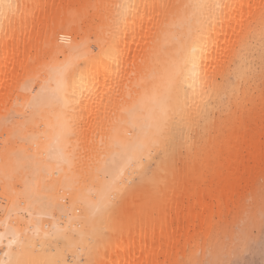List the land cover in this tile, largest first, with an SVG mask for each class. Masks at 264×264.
<instances>
[{
    "label": "bare ground",
    "instance_id": "6f19581e",
    "mask_svg": "<svg viewBox=\"0 0 264 264\" xmlns=\"http://www.w3.org/2000/svg\"><path fill=\"white\" fill-rule=\"evenodd\" d=\"M81 1L94 40L72 3L0 0V264H175L181 244L197 264L190 239L264 159V116L236 115L264 0Z\"/></svg>",
    "mask_w": 264,
    "mask_h": 264
},
{
    "label": "rangeland",
    "instance_id": "374dc122",
    "mask_svg": "<svg viewBox=\"0 0 264 264\" xmlns=\"http://www.w3.org/2000/svg\"><path fill=\"white\" fill-rule=\"evenodd\" d=\"M48 5H56L61 3H72L74 9L71 11V14L76 21L77 8L82 3L81 0H47ZM81 1V2H79ZM84 1V0H83ZM76 3V4H75ZM34 7L42 8L43 0H35L33 3ZM60 14L65 13V10H61ZM55 13V14H59ZM86 16V15H85ZM82 17V16H81ZM81 17H77L81 19ZM90 22L91 15L86 16ZM84 18V17H83ZM83 18L76 24L74 27L78 28L80 35L84 37L89 35L90 40H94L95 37L92 23H88L87 19ZM90 18V19H89ZM92 21V20H91ZM61 19L55 18L53 21L49 22L44 29L42 30V39H51L57 35L58 28L60 27ZM90 25L92 29L89 31L87 29ZM86 24V25H85ZM85 30V31H84ZM84 31V32H82ZM87 32V33H86ZM84 33V34H83ZM87 34V35H86ZM87 38V37H85ZM80 38H77L79 40ZM84 39V38H83ZM86 39L85 41H87ZM89 41V40H88ZM46 45L43 43V46ZM33 53L35 52L32 50ZM60 60L62 57L59 58ZM255 67L258 71V78L254 82L253 94L251 101L246 104L243 108H239L236 112L239 120L242 121V125L245 128L246 126L254 127L259 123V120L264 116V59L258 61L255 64ZM261 72V73H260ZM264 119V118H263ZM221 122V129L227 130L230 127V120L224 122L223 116ZM264 124V123H263ZM264 140V139H262ZM177 165H180L178 162ZM181 166V165H180ZM180 166H177L180 168ZM244 180L241 182V190L238 195H235L232 199H226L221 206V214L213 219L211 229L207 236L203 233H199L195 237L193 236L190 239V245L194 246L197 244L199 250L197 255H202V250L205 253V256L200 257L201 262L197 264H213L211 261V254L214 248V245H217L215 234H218L221 237L223 242V250L220 255V260L217 259L218 264H264V159H260V164H257L252 170H249L244 174ZM1 191V190H0ZM68 203L72 202V197L66 194ZM259 202H258V201ZM258 202V203H256ZM255 210V212H254ZM256 215V218H254ZM3 215H0V220H2ZM14 224L22 223L19 216L14 215ZM196 243V244H195ZM184 244H181L177 250V262L175 264H180L179 261L182 259L181 252L183 251ZM187 248L188 245H185Z\"/></svg>",
    "mask_w": 264,
    "mask_h": 264
}]
</instances>
